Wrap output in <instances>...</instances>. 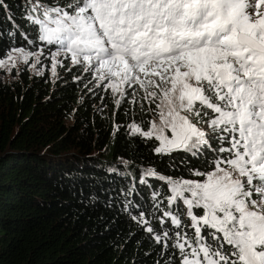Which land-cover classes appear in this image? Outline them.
Instances as JSON below:
<instances>
[{"label": "trees", "instance_id": "obj_1", "mask_svg": "<svg viewBox=\"0 0 264 264\" xmlns=\"http://www.w3.org/2000/svg\"><path fill=\"white\" fill-rule=\"evenodd\" d=\"M95 2L0 0V59L70 46V15ZM97 81L80 65L55 80L26 71L0 79V264H206L210 255L245 264L219 232L198 234L174 189L176 179L236 163L228 124H209L211 110L195 106L205 135L163 149L133 130L150 129L158 100L139 87L118 96Z\"/></svg>", "mask_w": 264, "mask_h": 264}, {"label": "rangeland", "instance_id": "obj_2", "mask_svg": "<svg viewBox=\"0 0 264 264\" xmlns=\"http://www.w3.org/2000/svg\"><path fill=\"white\" fill-rule=\"evenodd\" d=\"M69 20L77 30L70 46L13 49L0 59V79L26 71L55 80L80 65L118 96L139 87L158 100V115L148 131L133 130L163 149L201 140L208 127L192 113L209 108V124H228L238 160L176 179L174 189L199 235L208 227L239 246L245 264H264V0H98Z\"/></svg>", "mask_w": 264, "mask_h": 264}, {"label": "water", "instance_id": "obj_3", "mask_svg": "<svg viewBox=\"0 0 264 264\" xmlns=\"http://www.w3.org/2000/svg\"><path fill=\"white\" fill-rule=\"evenodd\" d=\"M247 43H249L252 47L255 46L254 48H256V49L259 48L256 44H254V43L252 44V42L247 41Z\"/></svg>", "mask_w": 264, "mask_h": 264}]
</instances>
